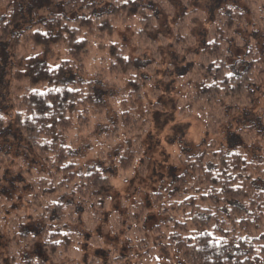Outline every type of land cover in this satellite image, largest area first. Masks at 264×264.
Here are the masks:
<instances>
[{
	"label": "trees",
	"instance_id": "obj_1",
	"mask_svg": "<svg viewBox=\"0 0 264 264\" xmlns=\"http://www.w3.org/2000/svg\"><path fill=\"white\" fill-rule=\"evenodd\" d=\"M181 4L182 0H0V47L15 53L11 71L17 86L10 118L0 113V233L5 228L11 243L24 244L27 255L18 257L19 264H59L76 243V228L81 223L88 226L105 207L110 178L78 159L65 141L71 131L88 128L92 120L103 121L102 96L116 87L118 77L127 89L117 104L118 124L126 129L146 127L159 109L158 103L145 100L146 85L167 84L176 70L170 65L160 78L157 75L166 42L186 62L184 74L176 78L187 82L186 108L202 102L220 126L239 107L254 106L264 81L263 29L250 25L235 8H225L206 24L203 15L191 9L176 18L174 39H166L159 14ZM40 10L51 12L37 19ZM133 17L132 43L140 55L134 59L125 46L107 41ZM196 26L206 27L205 38L192 36ZM236 47L243 49L238 59L232 52ZM56 50L62 57L52 66L45 59ZM92 52L93 59L94 53L102 55L106 67L93 63L94 79L87 81L83 77ZM207 129L216 132L210 124ZM143 134L129 138L117 158L119 170L137 160L140 166L148 164L149 157L141 153ZM262 149L251 156L240 146L229 148L212 140L191 156H178L180 174L164 177L148 197L165 222L148 231L150 238L142 241L155 246H146L144 253L159 246L163 254L175 252L182 264H264V145ZM26 159L42 168L36 172ZM15 190L20 192L13 202L9 197ZM17 202L22 208H16ZM130 208L134 211H129V219L134 221H145L150 210L141 202ZM0 264H13V259L7 263L0 257ZM87 264L111 261L103 263L97 256Z\"/></svg>",
	"mask_w": 264,
	"mask_h": 264
},
{
	"label": "rangeland",
	"instance_id": "obj_2",
	"mask_svg": "<svg viewBox=\"0 0 264 264\" xmlns=\"http://www.w3.org/2000/svg\"><path fill=\"white\" fill-rule=\"evenodd\" d=\"M173 6L175 9L172 12L166 9L159 14L160 23L165 25L166 39H174L176 31L173 26L176 18L191 9L198 10L199 14L203 15L206 24L207 21H214V17L225 8H235L246 15L250 20V25L254 24L256 29H263L264 32V0H182L181 5ZM50 12L38 11L37 19L47 17ZM135 23L136 18L133 17L130 24L118 26L115 33L107 40L119 46H125L132 59L140 56L136 52V46L132 43ZM167 23L169 28H167ZM184 30L189 34L186 27ZM206 34L205 26H196L192 31V36L196 39L205 38ZM242 34L247 36V33L243 32ZM161 49V62H163L159 70H156L158 77L160 78L170 65H174L176 70L173 69L171 82L167 84L150 82L146 85L145 100L151 104H159V109L152 114L146 127L126 129L127 127L122 128L118 124L117 104L120 99L125 97L127 91L125 83L118 77L116 78V87L113 90H106V94L102 96L105 111L103 121L95 123L92 120L88 128L73 130L68 134L65 142L71 143L78 159L87 165L97 166L105 172L110 178L111 188L105 194V207L97 213L95 218L90 219L91 222L88 226L81 223L76 228L74 237L76 243L72 250L58 259L59 264H87L97 256H101L103 263L111 261V264H182L175 252L171 250L163 254L159 246L144 253L147 247L155 244L151 243L152 241L147 244L142 241L150 238L148 231L156 224L165 222V218L160 214L161 211L159 213L158 210L151 208L148 198L151 192H156L158 187L160 188L161 180L164 177L172 173L180 174L182 169L179 166L178 156H191L197 150L199 151L204 144L211 143L212 140L217 145H229V148L240 146L251 156H258L262 153L264 145V81L256 91L257 101L254 106L239 107L236 112L230 114L227 122L218 126L214 117L203 108L202 102L192 108H186L189 95L187 82L176 79L178 75L182 76L185 72L186 62L183 54H178V49L175 51L169 47L167 42ZM144 50L140 53H144ZM145 52L144 61H148L149 53ZM232 52L234 59L241 58L243 55V49L237 47L233 48ZM19 54H24L23 48L19 50ZM94 54L95 58L93 59L92 52L91 64L83 77L87 81L94 79L93 63L99 68L106 67V60L102 55ZM14 57L15 53L0 47V113L8 118L13 111L14 92H17V86L12 82L11 71V67L15 63ZM61 57V50H56L52 56L45 60L55 66ZM107 78H112V76ZM209 124L212 125L213 131L216 130L215 133H211V129H207ZM116 127H118L117 133L111 134ZM142 132L144 134L141 153L144 157H149L148 164L140 166L141 163L137 160L127 170H119L116 162L121 150L126 146L129 138ZM14 151L15 149L10 150L12 156L15 155ZM26 163L36 172L42 168V165L28 159H26ZM12 192L13 194L9 198L14 200L15 195H18L20 191ZM139 202L150 206L145 221L129 219V213L134 211H131L130 207ZM15 204L16 208H22L20 202ZM6 210L3 209L5 214ZM166 216V220H168L169 216ZM175 217L178 215L175 214ZM11 238L10 232L5 228L2 229L0 257L6 259L7 263L13 259V264H19L18 257L21 259L25 257L27 253L23 254V252L27 250L25 248L22 250L23 243L21 245L11 243ZM30 253L28 258L32 255ZM119 253L125 254L126 258L121 259Z\"/></svg>",
	"mask_w": 264,
	"mask_h": 264
}]
</instances>
